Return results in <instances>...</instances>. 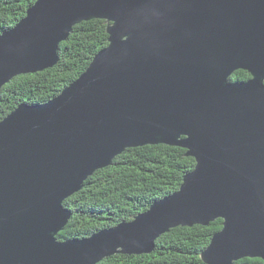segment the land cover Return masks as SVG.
Wrapping results in <instances>:
<instances>
[{
	"label": "water",
	"instance_id": "95a60500",
	"mask_svg": "<svg viewBox=\"0 0 264 264\" xmlns=\"http://www.w3.org/2000/svg\"><path fill=\"white\" fill-rule=\"evenodd\" d=\"M109 44L58 95L0 118V264H97L210 225L209 264L264 260V0H36L0 33V89L55 65L76 24ZM238 69L251 78L231 81ZM196 159L180 188L90 236L60 240L64 201L130 147Z\"/></svg>",
	"mask_w": 264,
	"mask_h": 264
},
{
	"label": "trees",
	"instance_id": "16d2710c",
	"mask_svg": "<svg viewBox=\"0 0 264 264\" xmlns=\"http://www.w3.org/2000/svg\"><path fill=\"white\" fill-rule=\"evenodd\" d=\"M36 0H0V33L15 26ZM109 34L105 19L94 18L76 24L59 45V60L40 71L14 76L0 89V118L21 103L40 104L58 95L79 78L95 54L106 47ZM251 78L236 70L231 81ZM187 149L168 144L130 147L115 157L108 167L98 169L83 188L64 201L72 211L60 240L83 238L124 219L148 210L155 201L180 188L185 174L194 169L196 159ZM221 218L210 225L195 224L171 228L156 240L150 253L107 257L97 264H209L202 257L213 235L221 230ZM235 264H264L260 257H244Z\"/></svg>",
	"mask_w": 264,
	"mask_h": 264
},
{
	"label": "flooded vegetation",
	"instance_id": "af4514ba",
	"mask_svg": "<svg viewBox=\"0 0 264 264\" xmlns=\"http://www.w3.org/2000/svg\"><path fill=\"white\" fill-rule=\"evenodd\" d=\"M238 70H239V69H238ZM238 70H237V71H238Z\"/></svg>",
	"mask_w": 264,
	"mask_h": 264
}]
</instances>
